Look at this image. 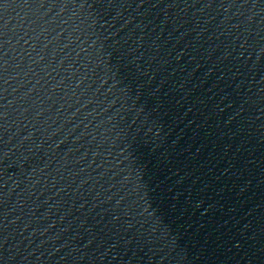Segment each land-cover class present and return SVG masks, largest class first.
Returning a JSON list of instances; mask_svg holds the SVG:
<instances>
[{
    "label": "water",
    "instance_id": "95a60500",
    "mask_svg": "<svg viewBox=\"0 0 264 264\" xmlns=\"http://www.w3.org/2000/svg\"><path fill=\"white\" fill-rule=\"evenodd\" d=\"M264 150V0H0V228Z\"/></svg>",
    "mask_w": 264,
    "mask_h": 264
}]
</instances>
